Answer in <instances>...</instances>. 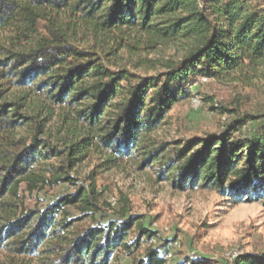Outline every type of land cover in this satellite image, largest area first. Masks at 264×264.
I'll return each mask as SVG.
<instances>
[{"label":"trees","instance_id":"obj_1","mask_svg":"<svg viewBox=\"0 0 264 264\" xmlns=\"http://www.w3.org/2000/svg\"><path fill=\"white\" fill-rule=\"evenodd\" d=\"M53 13L68 21H54ZM76 29L103 36L109 51L75 43L70 31ZM0 31L12 33L9 46H0V80L7 82L0 83V249L39 264H118L119 252L143 248L131 264H169V241L143 247L156 231L125 209L114 219L77 226L99 210L95 183L79 185L70 175L90 150L109 168L124 159L154 168L158 181L179 191L211 189L230 204H264V128L243 132L254 115L216 103L213 111L237 116L221 133L156 135L174 105L192 95L193 80L253 78L264 69V0H0ZM167 48L174 56L147 59ZM120 52L146 71L107 61ZM9 85L67 106L82 129L62 147L51 144L46 120L24 113L20 99L6 98ZM24 127L29 139L10 138ZM62 183L75 190L44 208L18 209L22 185L33 191ZM71 206L85 215L70 218ZM232 264H264V251L241 253Z\"/></svg>","mask_w":264,"mask_h":264},{"label":"rangeland","instance_id":"obj_2","mask_svg":"<svg viewBox=\"0 0 264 264\" xmlns=\"http://www.w3.org/2000/svg\"><path fill=\"white\" fill-rule=\"evenodd\" d=\"M53 14L57 15L51 16L54 21H68L63 13ZM11 34L9 31H0V46H9ZM70 34L71 39L83 47H92L101 54L109 51L111 44H108L103 36L89 34L83 29L70 31ZM174 53L172 48L160 49L147 55V59L170 58ZM107 61L135 72L146 71L143 66L135 68L139 60L127 52H120ZM196 80L192 91L202 98V106L194 109L189 97L180 100L168 113L169 123L157 130L156 135L160 139H187L205 134H218L235 124L236 115L211 109V105L216 103L229 109L237 108L240 114L256 117L244 125L245 135L248 132L256 133L257 130L260 132L264 128V69L253 78L246 76ZM0 83L7 82L0 80ZM6 98L20 99L24 103V113L38 114L46 120L45 136L53 145L62 147L65 142L74 140L75 135L82 129V125L74 120V114L67 106L51 105L45 94L34 92L30 88L9 85ZM30 135L29 127L9 133L14 141L29 139ZM105 159L102 154L90 150L85 159L70 171V175L77 179L79 185L87 186L93 181L100 195L99 210L77 222L78 227L114 219L125 209L127 216H137L146 228L156 231L157 245L162 244L164 240L169 241V264L185 258L195 264H232L225 258L229 251H264V204H230L226 198L211 189L179 191L174 189L169 181H158L154 168L138 169L137 162L131 159L119 161L109 168L105 165ZM74 190L75 186L69 183L33 191H28L22 185L16 203L22 211L44 208L58 196ZM111 200H115L114 205L110 203ZM67 210L70 218L85 215L73 206L67 207ZM135 232L136 230L132 232L133 236ZM142 253L143 248L134 250L131 254L119 252L117 263L131 264L133 258L140 257ZM0 264L39 262L34 257L13 254L2 248Z\"/></svg>","mask_w":264,"mask_h":264},{"label":"built area","instance_id":"obj_3","mask_svg":"<svg viewBox=\"0 0 264 264\" xmlns=\"http://www.w3.org/2000/svg\"><path fill=\"white\" fill-rule=\"evenodd\" d=\"M203 79H205V78H203ZM196 81H197V80L195 79V80H193L191 83H189V87H190L191 91H192V88L196 85ZM189 101H190L191 106H192L194 109H196V108H198V107H201L202 104H203V102H202V98H201L199 95L193 93V91H192V95L189 97ZM110 203H111L112 205H114V204H115V200H111ZM156 245H157V238H156V237H153V238H151L150 240H148L146 243H144L143 246H156ZM241 253H242L241 251L235 249V250H233V251H229V252L225 255V258H226L227 260H229L231 263H233L234 259H235L238 255H240Z\"/></svg>","mask_w":264,"mask_h":264}]
</instances>
